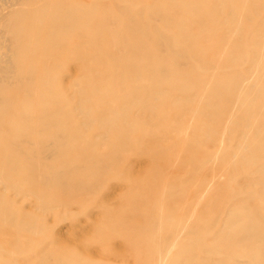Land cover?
Wrapping results in <instances>:
<instances>
[{
  "label": "rangeland",
  "instance_id": "obj_1",
  "mask_svg": "<svg viewBox=\"0 0 264 264\" xmlns=\"http://www.w3.org/2000/svg\"><path fill=\"white\" fill-rule=\"evenodd\" d=\"M94 1L71 0L74 6H89ZM102 1L108 3L106 9L118 15L109 28L126 29L135 17L150 25L147 31L153 38L139 53L130 54L128 62L137 66L136 71L127 68L123 75L105 79L104 61L92 65L99 78L86 80L77 78L82 69L71 63L83 50L80 32L71 33L70 38L68 31L61 30L62 21L51 17L65 12V0H0V58L17 64L16 71L0 75V93L15 83L28 87L27 95H22L26 97L24 114L13 115L17 120L11 125H26L22 116L43 119L53 111L54 117H61L60 104L64 98L72 100L69 86L75 82L84 85L86 91L94 90L91 92L96 98L112 95L119 103L136 94L151 95L154 80L149 74L161 65L151 53L155 50L149 49L154 44H164V50L157 53L164 55V75L157 78L164 84V100L160 102L156 96L149 117L133 109L134 113L129 114L139 121L137 125H119L116 131L107 133L93 129L77 141L60 143L51 140L48 132L29 138V142L0 138V160L15 163L13 167H1L4 177L11 178L17 186L37 185L43 193L70 195L73 190V194L83 197V202L70 210L36 212L45 227L37 235L21 233L23 229L18 225L0 220V264H15L14 260L22 257L28 260L25 264H188L196 258L217 264L220 256L196 252L198 246H219L216 241L211 242V233L199 241L198 217L207 212L201 220L218 219L212 232L231 231L222 197L238 192L247 195L249 190L244 175L227 177L231 170L227 155L237 151L235 140L227 133L211 140H196L195 130L200 125L188 112L198 97H204L205 104L211 102L214 93L224 92L231 81L240 83L238 95L264 101V78L253 74L235 81L226 68L234 42L248 46L259 32L264 37V0H164L159 7L146 0ZM119 7L126 10L118 11ZM210 11L208 17L206 13ZM202 18L207 19L203 22ZM53 28L55 32H51ZM13 33L27 36L21 43L31 47L19 50L20 42L13 40ZM224 36V46L217 50ZM55 43L59 46L53 49ZM92 45L90 42L88 48L92 49ZM98 52L113 54L114 46L106 36ZM260 53L264 54V48ZM250 61L251 55L246 54L242 72H247ZM111 62L108 59L107 66ZM115 62L123 66L122 60ZM0 66L5 67V63L0 62ZM138 73L141 79H137ZM29 78L33 81L28 82ZM47 78L55 79V83L49 84ZM30 96L33 97L28 99ZM35 96L37 103L33 102ZM225 96H229V91ZM5 109L0 107V113ZM230 122L227 119L222 125ZM255 126L247 128L248 140L256 138L250 130ZM44 149L57 153L47 154ZM244 153L240 148L238 154ZM39 175L50 179L41 185ZM215 189L217 206L204 211L209 197L204 193ZM0 200L16 214L35 212L34 202L1 184ZM31 253L35 254L32 262Z\"/></svg>",
  "mask_w": 264,
  "mask_h": 264
},
{
  "label": "bare ground",
  "instance_id": "obj_2",
  "mask_svg": "<svg viewBox=\"0 0 264 264\" xmlns=\"http://www.w3.org/2000/svg\"><path fill=\"white\" fill-rule=\"evenodd\" d=\"M65 1V12L53 14L51 17L52 19L55 18V20L62 21L61 30L68 31V34L70 33V38L72 37L71 33L75 31L80 32L81 41L79 42L82 44L83 50L81 54L77 55L75 60H71V63H76L78 67L82 69L83 73L82 75H77L78 79L86 78V80H91L99 78L97 71L94 69L92 71V65L97 63L101 65L104 61H106V66L104 68V74L106 75L104 77L105 79L110 78V76L123 75L127 68L132 71L137 70L136 65H130L128 58L130 54L139 53L144 44L148 42L150 38H153V35L147 31V27L149 28L150 25H146L133 17L126 29L120 27L109 28L110 23L118 19V15L110 9H106L108 3L102 0H95L94 3L89 6L80 4L74 6L71 0ZM146 1H148L150 5L159 7L164 0ZM124 10L126 9L121 7L118 8V11ZM206 14L209 17L211 11ZM162 15L163 14H161V16ZM206 19L207 18H202L201 20L205 22ZM233 28L236 29L237 24H235ZM51 32H55V28H53ZM101 32L106 36L107 41L113 44V54H99L98 51L105 42V36H103ZM229 33L232 34V29L229 30ZM132 36H134L133 40H131ZM157 36L159 37V35ZM162 36H164V34H162ZM26 37H17L16 34L13 35V40L20 42L19 46H21V48H19V50H27L31 47L27 43H21L26 40ZM262 38L264 37H262L259 32V34L250 41L248 46H242L234 42L229 49L226 68L235 81L245 80L248 76L253 74L260 75L264 78V54L260 53V50L264 48ZM222 40H226V36H224L221 41ZM69 42H71V39H69L68 43ZM90 42L93 44L92 49L88 48ZM229 44L230 38L226 46ZM58 46L57 43L52 45L53 49L58 48ZM223 46V41L221 43L219 42L217 50H221ZM226 46L224 49H226ZM52 47H50V49H52ZM149 50H155L151 53L155 59L159 60V64L161 65L159 69L153 70L149 74L154 80V84L151 86L152 90L149 92L151 95L136 94L135 98H126L121 103H119L116 98L111 97L112 95L106 98H96L97 95L91 92H94V90L86 91L84 85L75 82L70 84V88L68 87L71 91L72 100L70 101V98L67 97L64 98L60 104V109L62 111L61 117H54L53 111L52 113L48 112V117L43 119H27V117L22 116L20 118L23 120L22 122H27L26 125H11L12 122L17 120V118H13V115L24 114L22 112H24L23 105L26 97L22 95L24 93L27 95L28 87H24L18 83L8 85L4 88L6 90H2L0 93V107L6 108L0 113V122L4 124L0 125V138L29 142V138H33L41 132H48L51 140L60 143V141H77V138L82 137L87 131L93 129H104L107 130L104 133H107L109 131H116L119 125H137L139 121L136 122V120L130 116L131 113H134L131 112L133 109L149 117L152 109L156 105L154 103L156 102V96L159 97L160 102L164 100V84L162 82H157V78H159L160 75H164V65L161 61L164 60V55L158 56L157 54L158 51L164 50V44H154ZM7 52L9 53L8 50ZM246 54L251 55L252 61H250L249 67L245 69L247 70L245 73V71L242 72L241 70H243L242 63ZM4 58H0V62L5 63V67L0 66V75H4V73H7L9 70L16 71L17 64L14 61ZM110 58L112 62L107 66L108 59ZM116 60H122L123 66L115 62ZM56 64L57 63H51L52 66H56ZM136 77L137 79L142 78L140 73L136 74ZM54 80L55 79L52 80V78H47L46 82L53 85L55 83ZM27 81L32 82L33 78H29ZM227 83L229 86L223 90L224 92L220 94L214 93L215 95L212 96L214 99L211 102L205 104L206 99L204 100L202 96L198 97L197 101H195V106L193 105L188 113L191 119L195 118V120H197L196 125H200L196 127L195 130L196 140L198 138H201V140H211L213 136H219L220 134L224 135L225 133L229 134L233 141L235 140L236 144L234 148L237 151L228 153L227 155L229 166H231V170L227 174V177L233 174L235 177L244 175V180H247L245 186L249 192L247 195L239 192L234 193L233 196H231V194L226 196L225 194L223 195L222 201L227 205L225 209L227 210V217L229 218L226 217L228 219L227 226L230 229L233 228L227 233H224V230L212 232L218 219H216V221L210 219L208 222L201 220L203 215L206 216L207 212L202 213L198 217L197 236L199 241L205 239V236L211 233L213 235L211 237V242L216 241L219 246L213 248L206 247L205 245L198 246L196 252H198V255H200L199 253L212 254L211 252H213L214 254L212 255L221 257L217 264H264V111L260 112V110L264 109V101L256 102V97L246 98L242 95L240 96L237 94L240 91V83H232V81ZM228 91L229 96L223 97ZM38 94L41 93L38 92ZM42 96H44V94L40 97ZM32 97L33 96H30L28 99ZM34 99L36 100L33 102L37 103V96H35ZM57 100L60 101V99ZM188 100L190 101V99ZM159 105H162V103ZM31 111L35 110L33 109ZM159 114L163 115L164 113ZM180 115L181 113L178 117H180ZM227 119L231 120L230 125L225 124L226 126H223L222 123ZM249 125H256L254 128H250V130H253L252 132L256 134V138L252 137L250 140H248V134L246 133ZM242 147L245 153L239 155L238 153ZM43 152H47V154L51 155L57 153L55 150L46 149H44ZM4 165L13 167L15 163L11 160H0V184L5 188L17 191L18 195H21L24 200L29 199L35 203L34 214L24 213L23 215H19L11 211L8 206H6V202L0 200V220H2V222L6 221L18 225L20 229H23L20 230L21 233L32 236L40 234L42 230L45 229L42 223L43 221L38 219V214L36 212L46 214L58 209L70 210L74 204L83 202V197L77 195L76 192L73 194V190L71 189L70 195L62 193L58 195L49 191L43 193L40 188L37 189V185L26 187L18 183L17 186L11 178L7 176L4 177L1 168L2 166L4 167ZM41 176L39 175L41 179L38 180V182L41 185H45L50 177L48 175ZM242 190L243 189H239L238 191ZM214 192H217L216 189L211 193L208 191L204 193L209 194L203 206L205 208L204 211L216 208L217 196L213 195ZM148 205L149 203L146 204L145 208ZM134 207L130 208L132 209ZM16 250L17 249L14 251ZM34 255V253L30 255L31 262L33 261ZM26 261L28 260L22 257L15 259L14 263L25 264ZM209 262L207 258H196L193 259V261H189L188 264H210ZM40 264L47 263L46 261H40Z\"/></svg>",
  "mask_w": 264,
  "mask_h": 264
}]
</instances>
